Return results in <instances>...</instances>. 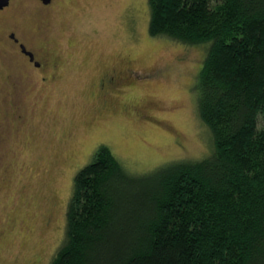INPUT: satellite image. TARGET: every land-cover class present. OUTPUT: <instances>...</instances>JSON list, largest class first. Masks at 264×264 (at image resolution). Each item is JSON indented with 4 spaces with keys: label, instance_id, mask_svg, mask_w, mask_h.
<instances>
[{
    "label": "rangeland",
    "instance_id": "1",
    "mask_svg": "<svg viewBox=\"0 0 264 264\" xmlns=\"http://www.w3.org/2000/svg\"><path fill=\"white\" fill-rule=\"evenodd\" d=\"M21 1L0 13V32L20 24L63 64L44 83L0 45V264H49L74 175L98 146L135 174L210 151L195 93L206 47L150 36L148 0H62L42 32ZM111 67L135 73L104 94Z\"/></svg>",
    "mask_w": 264,
    "mask_h": 264
},
{
    "label": "trees",
    "instance_id": "2",
    "mask_svg": "<svg viewBox=\"0 0 264 264\" xmlns=\"http://www.w3.org/2000/svg\"><path fill=\"white\" fill-rule=\"evenodd\" d=\"M148 33L205 45L204 156L130 173L100 145L49 264H264V0H148Z\"/></svg>",
    "mask_w": 264,
    "mask_h": 264
},
{
    "label": "flooded vegetation",
    "instance_id": "3",
    "mask_svg": "<svg viewBox=\"0 0 264 264\" xmlns=\"http://www.w3.org/2000/svg\"><path fill=\"white\" fill-rule=\"evenodd\" d=\"M20 1V0H18ZM62 0H22L21 3H27V7L33 10L36 17V30L44 31L50 24L51 20L56 18V12ZM13 0H8V4L0 7V13L11 8ZM18 25V26H17ZM5 26L1 29L0 45L6 47V52L18 59L24 70L33 74L39 71L42 75L40 80L44 83H51L60 75V66L63 60L57 56H51L48 49L39 44L33 36L27 34V31L20 24ZM135 73L133 69L121 71L116 67L105 69L103 74L98 77L96 87L102 93L107 94L109 91L118 90L124 80L123 76Z\"/></svg>",
    "mask_w": 264,
    "mask_h": 264
},
{
    "label": "water",
    "instance_id": "4",
    "mask_svg": "<svg viewBox=\"0 0 264 264\" xmlns=\"http://www.w3.org/2000/svg\"><path fill=\"white\" fill-rule=\"evenodd\" d=\"M8 4V0H0V7H3Z\"/></svg>",
    "mask_w": 264,
    "mask_h": 264
}]
</instances>
